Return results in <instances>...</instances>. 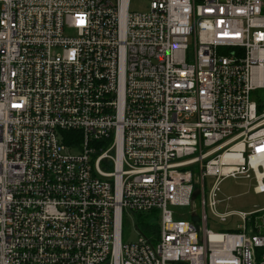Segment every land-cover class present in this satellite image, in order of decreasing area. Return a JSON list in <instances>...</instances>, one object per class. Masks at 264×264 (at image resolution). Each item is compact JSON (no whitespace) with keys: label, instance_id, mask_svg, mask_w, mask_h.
<instances>
[{"label":"built area","instance_id":"obj_1","mask_svg":"<svg viewBox=\"0 0 264 264\" xmlns=\"http://www.w3.org/2000/svg\"><path fill=\"white\" fill-rule=\"evenodd\" d=\"M149 2L0 0V264H264V223L216 210L264 194V0Z\"/></svg>","mask_w":264,"mask_h":264},{"label":"rangeland","instance_id":"obj_2","mask_svg":"<svg viewBox=\"0 0 264 264\" xmlns=\"http://www.w3.org/2000/svg\"><path fill=\"white\" fill-rule=\"evenodd\" d=\"M149 0H130L129 10L134 13H144L149 9ZM212 180L205 179V195L207 196ZM253 180H234L226 179L220 185V192L217 200L220 201L216 207L217 212H240L252 214L247 216L245 223L247 230H255L264 223V194H255ZM168 210L172 213L174 220L190 221L191 213L194 211L198 217L202 215L200 201L195 202V207L190 206H168ZM256 211V212H255ZM255 212V213H254ZM157 211L144 215L123 216V242H137L140 236L139 231L135 228V224L140 231H145V223L152 217L157 215ZM208 217L207 229L215 233L225 232H242L244 222L234 215L226 222H219L214 219L209 209L206 207ZM202 226V223L200 224Z\"/></svg>","mask_w":264,"mask_h":264},{"label":"trees","instance_id":"obj_3","mask_svg":"<svg viewBox=\"0 0 264 264\" xmlns=\"http://www.w3.org/2000/svg\"><path fill=\"white\" fill-rule=\"evenodd\" d=\"M60 134H61V137L63 138V142H65V144H67L69 146L72 145V143L79 144V142H80V135L78 133L62 131V132H60ZM147 222L145 223V228H144L145 233L148 231V230H146Z\"/></svg>","mask_w":264,"mask_h":264},{"label":"bare ground","instance_id":"obj_4","mask_svg":"<svg viewBox=\"0 0 264 264\" xmlns=\"http://www.w3.org/2000/svg\"><path fill=\"white\" fill-rule=\"evenodd\" d=\"M261 177L259 176V179H260Z\"/></svg>","mask_w":264,"mask_h":264}]
</instances>
